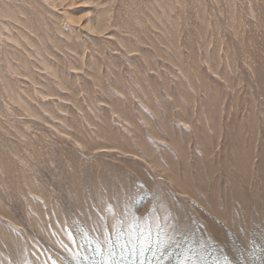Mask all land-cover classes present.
Returning a JSON list of instances; mask_svg holds the SVG:
<instances>
[{
    "label": "rangeland",
    "instance_id": "374dc122",
    "mask_svg": "<svg viewBox=\"0 0 264 264\" xmlns=\"http://www.w3.org/2000/svg\"><path fill=\"white\" fill-rule=\"evenodd\" d=\"M134 222L264 264V0H0V264Z\"/></svg>",
    "mask_w": 264,
    "mask_h": 264
},
{
    "label": "snow or ice",
    "instance_id": "6c2138e0",
    "mask_svg": "<svg viewBox=\"0 0 264 264\" xmlns=\"http://www.w3.org/2000/svg\"><path fill=\"white\" fill-rule=\"evenodd\" d=\"M135 229H139V232H136ZM129 230L132 235L123 243L121 241L127 233L121 231L119 223L112 225L110 231L107 228L104 230L105 235L102 243L108 256L99 261L98 264H164V257L167 256L164 250L167 249L170 253L172 245L180 247L176 237L158 225L153 230L151 228L145 229L139 223L134 222L129 225ZM184 243L188 244L186 238ZM200 247L196 243H191L187 247V252L190 255L174 261V264H212L206 255L197 257L196 253ZM146 251H151L152 255L144 257ZM97 253L99 254V247ZM215 264H219V262L217 261Z\"/></svg>",
    "mask_w": 264,
    "mask_h": 264
}]
</instances>
